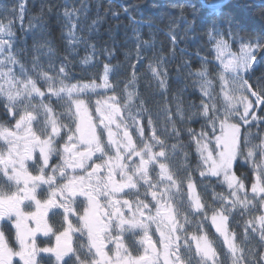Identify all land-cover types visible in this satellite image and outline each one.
<instances>
[{
	"label": "snow or ice",
	"instance_id": "6c2138e0",
	"mask_svg": "<svg viewBox=\"0 0 264 264\" xmlns=\"http://www.w3.org/2000/svg\"><path fill=\"white\" fill-rule=\"evenodd\" d=\"M40 7L26 24L27 0H0V264H264V26L173 3L170 56L146 61L142 9L161 5L110 3L137 26L122 72L87 0L65 3L59 47ZM200 33L205 55L180 47ZM171 64L177 88L150 106L140 80L164 96Z\"/></svg>",
	"mask_w": 264,
	"mask_h": 264
},
{
	"label": "trees",
	"instance_id": "16d2710c",
	"mask_svg": "<svg viewBox=\"0 0 264 264\" xmlns=\"http://www.w3.org/2000/svg\"><path fill=\"white\" fill-rule=\"evenodd\" d=\"M217 0H157V2L161 5L160 8L156 10L152 9H142L143 16L146 18L148 16L152 17L153 20V28L149 30V27L147 24H144L140 27V35L143 40L149 41L152 44V47L147 49L145 51V57L146 61L153 59V54H161L165 58H169L170 52H169V46H170V39L167 35L168 32V26L169 22L172 18L178 15L177 9L171 8L170 5L173 3H190L195 5L196 14L211 22L216 16L223 14L228 19H230L234 24L240 25L241 20H245L246 24L245 27L247 30H252L253 28H260L261 26H264V20H261L259 16L255 15V8L252 7L250 0H230L228 1L222 8H220L217 11H212L208 9L205 5L214 6L213 3H215ZM224 1V0H223ZM4 2L8 4H15L16 0H4ZM65 3H67L70 6H78L80 3V0H27V9L28 12L25 16V23L27 24V20L30 15L36 16L41 14V5H45L44 10V19L45 21L50 25L53 31V38L56 42V47H59L62 43L60 41V29L63 24V18L60 16V14L63 12V8ZM88 5L90 6L89 12L87 14V19H84L81 17V23L85 26L91 23L93 19L97 17V13L99 12L100 17L102 18L101 23L99 25V37H94L92 42L96 43L98 46L107 44L108 46H111L112 41L115 40L117 47L119 48V51L116 54V58L112 61L113 64H119L120 65V71H125L128 61L125 58V53L134 51V43L131 40V37L133 36L134 29L137 27L136 25H133L130 23L128 17L124 15L122 12L119 15L118 18H114L110 13L105 15L106 12H108L110 3L113 8H115L117 11H120L121 6H127L130 8L132 15L136 19L141 18V12L137 11L135 8H132V5L135 4H143L144 0H87ZM47 6L52 7V14L51 16L47 12ZM192 9L188 8L186 9V16L191 19L192 16ZM57 16H60V19H57ZM177 34H180V29L177 28ZM85 37L88 36L87 31L84 33ZM200 41L199 43H194L191 39H189L186 42H182L180 44V47H186L188 50V53L194 54L197 50V48H201V45L204 43L203 34L200 33ZM127 40V43L125 44V41ZM121 45H124L121 47ZM99 51V47H98ZM85 53L83 49L81 48L79 55L83 56ZM206 53L201 48V55H205ZM98 59L103 60V57H98ZM177 61L181 59L179 52H177ZM209 59L211 57L209 56ZM192 64V71L195 72L199 67V60L193 56L191 60ZM139 67V66H138ZM96 71V69H92L88 74L91 75L92 72ZM169 72L170 75V85L171 87L165 93L164 96L161 95V90L157 89L153 83V86L151 88L148 87L147 81L143 79V77L140 80V92L142 95L149 100L150 106L155 107V105L160 104L163 102L165 98L168 96H171L174 94L177 85L175 83H172V81L175 80V64L169 65ZM209 72L212 74V77L214 78L216 76L215 68L212 65H209ZM77 75H80L78 72ZM183 76L186 77V73L183 74ZM192 79L185 78L184 84L188 85V91H193L192 89ZM180 87H183V84L180 85ZM198 95V92L195 93L192 97L189 99L195 100L196 96ZM194 127L199 129L198 124H194ZM200 189H198V192ZM219 191V189H217ZM212 190L209 189L206 193V196L209 200H211L212 196ZM214 232V229L212 230Z\"/></svg>",
	"mask_w": 264,
	"mask_h": 264
},
{
	"label": "water",
	"instance_id": "95a60500",
	"mask_svg": "<svg viewBox=\"0 0 264 264\" xmlns=\"http://www.w3.org/2000/svg\"><path fill=\"white\" fill-rule=\"evenodd\" d=\"M203 1V0H201ZM228 1L230 0H224L222 1V3H220L219 5H217L216 7H212V6H208V5H205L208 9L212 10V11H217L219 10L220 8H222Z\"/></svg>",
	"mask_w": 264,
	"mask_h": 264
},
{
	"label": "rangeland",
	"instance_id": "374dc122",
	"mask_svg": "<svg viewBox=\"0 0 264 264\" xmlns=\"http://www.w3.org/2000/svg\"><path fill=\"white\" fill-rule=\"evenodd\" d=\"M222 1H223V0H217V1H215V3H213V4H214V6H217V5H219Z\"/></svg>",
	"mask_w": 264,
	"mask_h": 264
}]
</instances>
